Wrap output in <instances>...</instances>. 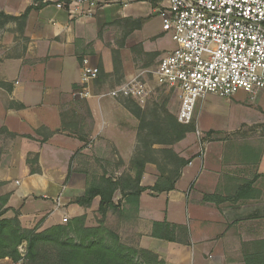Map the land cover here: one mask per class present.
<instances>
[{"label":"crops","instance_id":"crops-1","mask_svg":"<svg viewBox=\"0 0 264 264\" xmlns=\"http://www.w3.org/2000/svg\"><path fill=\"white\" fill-rule=\"evenodd\" d=\"M31 4L0 0L5 16L27 15L21 30L13 23L5 26L0 50V198L8 197L1 219L17 216L23 229L43 231L84 217L86 227H96L98 197L88 207L72 204L84 196L89 174L76 154H86L94 140V150L102 152L109 144L122 167L128 166L136 148L135 122L115 99L96 95L91 83L82 82L85 59L101 65L102 74L113 70L91 34L95 20L70 19L63 11ZM162 35L147 40L145 52L161 57L172 52L175 47L154 46ZM86 92V98H78ZM3 129L15 137H5ZM184 142L176 152L188 164L175 189L142 193L137 213L123 217L119 236L163 264H245L253 246L264 241V138L212 142L202 149ZM27 157L36 158L38 173L30 172ZM149 172L146 166L142 187L155 184V171L144 184ZM205 196L221 200L205 202ZM121 198L116 192L113 200ZM106 217L113 219L110 212ZM162 222L178 227L169 239L152 236L153 223ZM0 264L13 263L6 258Z\"/></svg>","mask_w":264,"mask_h":264},{"label":"rangeland","instance_id":"rangeland-1","mask_svg":"<svg viewBox=\"0 0 264 264\" xmlns=\"http://www.w3.org/2000/svg\"><path fill=\"white\" fill-rule=\"evenodd\" d=\"M160 3L161 0H128L126 7L123 5L110 7L99 11L91 19L95 20V26L91 33L94 41L100 46L102 53L109 57L113 68L109 74H102L103 72L100 71L97 73L96 79L90 82L93 85L91 87L93 92L98 96L107 98L108 95L118 91L136 75L143 77V82L148 90L143 104L119 93L116 95L117 99H115L123 107L133 102L144 112L143 117L139 120L130 114L134 119L136 132L134 157L137 156V159L153 163L145 165V168L147 166L150 172L144 184L150 183V177L154 171L157 181L160 173L163 174L160 168L165 170L163 174L165 176H169V172L176 171L177 162L174 164L171 160L172 157L169 159V154L165 151H172L182 159L176 152V149H179L181 145V141L172 146L165 144L167 137L164 131L158 127L160 123L155 122V120H163L162 122L169 126V119L173 117L181 125L193 126V132L187 134L183 140L188 147L197 146L200 149L203 145L212 142L228 144L254 141L259 143L261 138H264V92H259L255 96H247L243 91H238L228 99L208 95L197 101L193 119L190 123L183 124L178 121L179 92L173 87L157 84L154 72L161 56L159 53H147L144 50L147 40L151 42L156 39L153 37L161 35V21L155 12ZM24 22L23 19L11 21L0 16V50L5 45L3 43V39L6 37L5 26L13 23L16 25L15 29L19 31ZM12 33L10 31V35ZM91 44L89 43V45ZM154 46L159 51H170L175 47V43L170 34H164L157 39ZM89 64L94 67L92 61ZM95 68L98 70L99 66ZM78 98L84 99L80 96ZM80 112H83L82 108ZM138 125L141 128L140 131ZM3 134L5 137L10 138L7 134ZM90 141H92L91 148H88L86 154H76L78 158L82 156L79 160H82L81 167L89 173L87 174L88 178L107 176L118 180L135 172L134 166L128 165L125 167L123 165L122 167V162L115 156L116 151L109 144L100 152L94 150V140ZM163 151L164 153H162ZM195 156L191 153L189 158L193 159ZM27 158L29 159V157ZM29 160L33 161L34 158ZM117 172H120V174L115 176ZM118 202L121 203L122 198ZM110 213L113 219L109 221L105 219V223H108L106 228L119 236V232L125 230L123 217L120 218L118 215ZM36 229L38 230V228ZM119 240L122 244L132 247L130 245L132 241L123 242L120 236ZM19 251L24 253V247H21Z\"/></svg>","mask_w":264,"mask_h":264},{"label":"built area","instance_id":"built-area-1","mask_svg":"<svg viewBox=\"0 0 264 264\" xmlns=\"http://www.w3.org/2000/svg\"><path fill=\"white\" fill-rule=\"evenodd\" d=\"M127 2L31 0V5L52 7L70 19H92ZM155 12L162 32L170 34L176 46L159 59L154 75L158 85L179 92L180 123H190L197 101L208 95L228 99L238 91L252 96L264 92V0H161ZM82 64V82L88 85L98 70L86 59ZM118 93L143 104L148 90L143 77L136 75L108 96L117 99Z\"/></svg>","mask_w":264,"mask_h":264},{"label":"trees","instance_id":"trees-1","mask_svg":"<svg viewBox=\"0 0 264 264\" xmlns=\"http://www.w3.org/2000/svg\"><path fill=\"white\" fill-rule=\"evenodd\" d=\"M38 9V8H36ZM5 20H25L27 15L20 18L8 17L0 14ZM102 72L99 65L98 72ZM99 78V77H98ZM131 103V104H130ZM124 107L135 119L143 117V111L133 102ZM154 115V114H153ZM155 119V117L153 116ZM163 120L159 122V128L164 131L167 141L165 144L174 145L182 141L187 134L193 132V126L179 124L176 119H169V126ZM166 121V120H165ZM65 128V126H64ZM138 125V130L140 131ZM137 130V134H138ZM10 138L15 136L3 129ZM40 131L36 132L39 134ZM145 148H147L145 146ZM168 158L177 162L176 171L169 172V176L160 173L159 178L151 188L140 185L146 164L152 162L137 159L135 156L130 166H134V173L128 177L114 180L107 176L88 178L85 194L81 198L72 201V204L88 207L94 198H99L97 214L99 219L96 227H86L85 218H74L66 225H57L43 231L36 228L23 229L15 216L12 219H1L7 211L4 206L8 197L0 198V260L9 259L13 264H163L153 254L128 247L122 244L119 236L106 228L105 219L109 212L124 218H132L138 211L139 197L146 191L156 194L170 192L175 189V184L180 177L181 170L188 164L187 160L180 159L172 151ZM164 153V151L162 152ZM32 174L38 173L36 158L33 161L26 159ZM156 164V163H155ZM120 192L125 201L115 203L114 194ZM218 196H205V202L219 203ZM178 227L171 226L166 222L153 223L152 236L159 239H169L170 234ZM182 231H184L182 229ZM185 232V231H184ZM109 240V241H108ZM24 247V253L19 249ZM245 264H264V241L253 246V254L245 258Z\"/></svg>","mask_w":264,"mask_h":264}]
</instances>
